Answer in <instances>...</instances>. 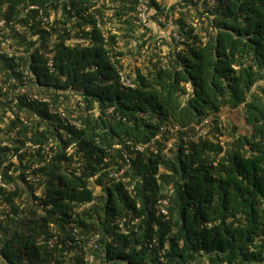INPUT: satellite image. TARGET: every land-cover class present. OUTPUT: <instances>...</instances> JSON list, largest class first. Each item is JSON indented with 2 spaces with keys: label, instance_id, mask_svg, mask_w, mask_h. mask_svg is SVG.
<instances>
[{
  "label": "trees",
  "instance_id": "trees-1",
  "mask_svg": "<svg viewBox=\"0 0 264 264\" xmlns=\"http://www.w3.org/2000/svg\"><path fill=\"white\" fill-rule=\"evenodd\" d=\"M138 4L0 0V264H264V0Z\"/></svg>",
  "mask_w": 264,
  "mask_h": 264
},
{
  "label": "built area",
  "instance_id": "built-area-1",
  "mask_svg": "<svg viewBox=\"0 0 264 264\" xmlns=\"http://www.w3.org/2000/svg\"><path fill=\"white\" fill-rule=\"evenodd\" d=\"M138 9H139V20H138V24H139V36L145 35L146 33L149 32V30L153 31V26L154 25H158L160 27H162V30L165 26L163 25H168V23L166 22L165 18L163 16H157L156 13L151 9L150 4H149V0H139V4H138ZM175 40L176 43H178L179 41H184V38L177 32L174 31L172 33V35L169 38H165L164 36H159L157 39H155L156 43H151V41H148V43H146V45H144L141 49V59L148 57V53L150 52H157L160 49L164 50L165 54H171L172 51V47H171V43H173ZM161 42L166 43V45L164 44L165 47H157L156 44H160ZM121 45H123V42L119 43ZM122 82L126 85V86H131L134 87V81L131 77H128L127 75H124L122 77ZM137 150L139 151H143L145 149L144 145H138L136 147ZM126 160L128 161L129 158H127L126 156ZM130 165V164H129ZM111 178L113 179V181H122L123 183L127 184L129 182V178L127 175V169L126 167H117L114 168L111 171ZM1 182V180H0ZM134 188V185H129L128 189L132 190ZM164 202H167L166 200H164ZM161 211L163 213H167L166 209L164 207H161ZM75 234L76 236H78V229L75 230ZM98 236H95V239H97ZM53 242V241H52Z\"/></svg>",
  "mask_w": 264,
  "mask_h": 264
},
{
  "label": "rangeland",
  "instance_id": "rangeland-1",
  "mask_svg": "<svg viewBox=\"0 0 264 264\" xmlns=\"http://www.w3.org/2000/svg\"><path fill=\"white\" fill-rule=\"evenodd\" d=\"M166 1V3L169 5V6H171L173 3H175V2H177V1H179V0H165ZM168 27H167V30L165 31L164 30V28H163V32L161 33L160 32V30H158V32H159V35L161 34L162 36H164L165 38H169L171 35H172V33L174 32V31H177V27H176V25H174V24H168L167 25ZM157 31V30H156ZM156 33V32H155ZM138 37H140L139 35H138ZM137 40H135L134 42H133V45H136L137 44ZM164 44L166 45V43H164V42H161L160 44H156V46L157 47H165L164 46ZM164 52V50L163 49H160L158 52L160 53V52ZM136 54H138V51L136 52ZM133 59H135V57L133 58ZM142 60H143V58H142ZM141 60V61H142Z\"/></svg>",
  "mask_w": 264,
  "mask_h": 264
},
{
  "label": "crops",
  "instance_id": "crops-1",
  "mask_svg": "<svg viewBox=\"0 0 264 264\" xmlns=\"http://www.w3.org/2000/svg\"><path fill=\"white\" fill-rule=\"evenodd\" d=\"M153 30H154V32H156V33H155L156 37L161 36V34L159 35L158 30H160L161 33L163 32L162 27H160V26H158V25H154V26H153ZM156 30H157V31H156ZM164 30L166 31V30H167V27H164Z\"/></svg>",
  "mask_w": 264,
  "mask_h": 264
}]
</instances>
